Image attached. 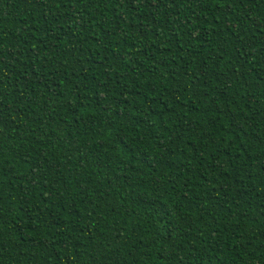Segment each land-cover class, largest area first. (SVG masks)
<instances>
[{"label": "trees", "instance_id": "trees-1", "mask_svg": "<svg viewBox=\"0 0 264 264\" xmlns=\"http://www.w3.org/2000/svg\"><path fill=\"white\" fill-rule=\"evenodd\" d=\"M0 264H264V0H0Z\"/></svg>", "mask_w": 264, "mask_h": 264}]
</instances>
